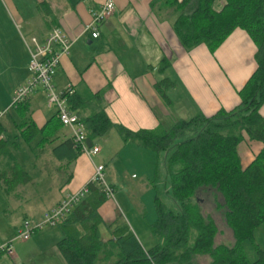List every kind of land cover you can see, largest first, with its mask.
Listing matches in <instances>:
<instances>
[{
    "label": "crops",
    "instance_id": "1",
    "mask_svg": "<svg viewBox=\"0 0 264 264\" xmlns=\"http://www.w3.org/2000/svg\"><path fill=\"white\" fill-rule=\"evenodd\" d=\"M103 1L0 0V109L8 108L13 92L29 79L28 40L35 37L43 42L53 28L60 29L71 42L69 54L60 60L53 78L56 92L71 87L80 96L99 93L111 122L130 131L153 130L158 126L168 129L179 120L197 115L210 117L240 104L239 92L257 68V49L245 31L235 29L213 53L205 45L185 50L172 28L175 16L168 10L152 7L153 2L161 0H113V16L100 26L99 36L93 39L86 26L91 22L90 11ZM164 60L168 66L161 69ZM164 79L173 84L165 92L168 101L156 90V84ZM10 111L16 120L8 116L29 146L39 170L35 177L17 160L18 145L6 141L4 121L0 120L1 138L15 164L28 177L13 188L0 181V245L11 244L13 248L11 256L0 254V264H66L58 250L63 239L60 228L45 227L27 241L15 238L25 221L41 220L65 195L88 185L97 165L104 166L106 181L114 188V200H107L98 209L103 221L101 228L108 234L106 239L102 237L103 241L110 236L107 226L122 215V205L129 212L125 222L142 244L131 222L138 224L147 205L134 189L132 195L124 185L118 190L103 162L106 157L90 159L74 150L67 152L62 145L70 139V131L63 127L42 141L38 131L55 116L45 93L37 90L22 107ZM259 114L264 117V104ZM29 124L37 132L27 141L22 131ZM108 133L101 139L105 144ZM117 137L115 146L119 141L117 147L121 149L146 150L133 143L125 144ZM95 145L100 148L98 157L102 149L98 142ZM262 149L261 143L244 136L238 146L242 168ZM1 161L9 163L7 159ZM122 181L147 183V179L141 176L139 180L133 173H124ZM144 186L147 189L149 185Z\"/></svg>",
    "mask_w": 264,
    "mask_h": 264
},
{
    "label": "trees",
    "instance_id": "2",
    "mask_svg": "<svg viewBox=\"0 0 264 264\" xmlns=\"http://www.w3.org/2000/svg\"><path fill=\"white\" fill-rule=\"evenodd\" d=\"M152 7L175 16L172 28L185 50L205 45L213 53L235 29L245 31L257 49V68L240 90L236 108L219 110L210 117L179 120L168 129L158 126L130 131L111 122L99 93L80 96L73 90L68 104L84 125L89 146L114 129L125 144L133 143L155 154L152 186L156 221L149 229L156 244L145 251L122 216L107 226L110 236L103 241L98 209L107 198L99 185L89 184V194L58 226L63 235L58 250L66 264H196L198 256H208L209 264H264L261 251L250 261L243 246L252 240L255 229L264 227V117L259 114L264 104V0H161ZM160 66L164 69L168 62L164 60ZM171 86L166 79L156 84L166 101L163 88ZM59 127L55 115L38 131L42 141ZM35 132L29 124L22 134L30 141ZM244 136L263 145L246 168H242L238 155ZM62 147L75 151L71 139ZM2 158L9 161L8 165ZM14 161L1 138L0 181L10 188L28 180ZM161 177L171 206L155 185ZM208 201L231 231V245H215L216 224L202 209Z\"/></svg>",
    "mask_w": 264,
    "mask_h": 264
},
{
    "label": "built area",
    "instance_id": "3",
    "mask_svg": "<svg viewBox=\"0 0 264 264\" xmlns=\"http://www.w3.org/2000/svg\"><path fill=\"white\" fill-rule=\"evenodd\" d=\"M114 12L115 4L113 0H104L97 9L90 11L91 22L86 26V30L92 32L93 39L99 36L100 26L111 18ZM27 46L30 54L29 79L13 92L9 108L0 111V120L10 110L25 104L37 90H42L46 95L48 107L55 111L61 127L70 131V139L73 142L75 151L80 155H86L90 159L97 156L100 152L99 147L88 145L85 127L77 114L69 107L68 96L72 95L73 89L68 87L64 92L58 93L53 85V78L60 60L69 54L71 42L60 29L53 28L43 42L31 37ZM89 184L99 185L107 200H114V189L106 181L103 165L94 167ZM89 184L78 192L65 195L55 207L43 214L41 220L25 221L15 239L27 241L35 232L45 227H58L70 215L73 208L89 194ZM0 254L11 256L13 254L12 245L1 244Z\"/></svg>",
    "mask_w": 264,
    "mask_h": 264
},
{
    "label": "rangeland",
    "instance_id": "4",
    "mask_svg": "<svg viewBox=\"0 0 264 264\" xmlns=\"http://www.w3.org/2000/svg\"><path fill=\"white\" fill-rule=\"evenodd\" d=\"M167 89L168 88H163L164 93ZM9 106L10 103L8 105V108ZM4 110L5 108L0 109V111ZM8 115H11L13 119L16 120L11 111L6 113L1 118V121H4V128L6 129L5 139L9 144L15 142L18 145V149L15 152L17 160L23 167L27 169L30 174L36 177L39 170L38 164L34 159L31 151L29 150V146L24 143V141L18 135L13 125L12 118H10L11 116ZM110 132L113 133L112 135L111 133H108L109 135L107 137V144H105L103 140L98 141L102 149V153L98 157L94 156L93 159H101L102 157H106V160L103 162L108 166L109 175L111 174L112 176L111 180L116 183L118 190H121L124 185L125 187L130 189L131 194L129 193V195H132V190L134 189V191L138 194V197L142 198L143 203L147 205L146 213L144 217H139L138 224L134 222L131 223L135 226V229L137 231L136 233L139 235V239L142 243V248L145 251H148L156 244V240L150 234L149 225H152L156 221V212L154 208L155 188L152 187V183L154 179L157 158L151 151L134 149L133 147H126L124 149H121L117 147L119 146V141H117L115 146V140L118 138L117 132L114 129H112V131ZM159 162L161 164V159H159ZM124 173H128V175H132L133 173L139 180L142 176L147 179V183L141 184L138 181L123 182L122 175ZM144 185L149 186H147L148 188L146 189ZM155 185L161 190L163 201L168 206H171V202L166 197L168 188L164 186V178L161 177V179H159V181ZM121 207V216L125 221V217L126 215H129V212H127L122 205ZM202 209L204 214L211 216L216 224L217 234L214 240L215 245H231L233 243L232 233L226 226L221 213L217 211L212 201H208L204 205H202ZM101 229L102 237L103 239H106L108 234L106 230H104V228ZM243 246L244 252L250 261H254L259 257V251L263 253L264 257V227L261 226L255 229L252 240L244 242ZM195 262L196 264H209L210 259L208 256H198L195 259Z\"/></svg>",
    "mask_w": 264,
    "mask_h": 264
}]
</instances>
